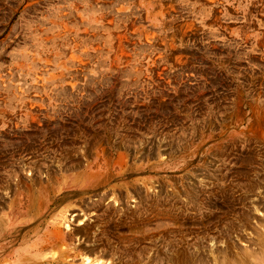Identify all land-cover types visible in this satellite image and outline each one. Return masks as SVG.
Instances as JSON below:
<instances>
[{"label":"rangeland","instance_id":"1","mask_svg":"<svg viewBox=\"0 0 264 264\" xmlns=\"http://www.w3.org/2000/svg\"><path fill=\"white\" fill-rule=\"evenodd\" d=\"M102 167L24 219L31 183ZM66 202L54 255L76 243L113 264H165L162 249L171 264H264V0H0L6 251ZM137 216L139 257L121 256L115 227ZM70 251L58 264L81 263Z\"/></svg>","mask_w":264,"mask_h":264},{"label":"bare ground","instance_id":"2","mask_svg":"<svg viewBox=\"0 0 264 264\" xmlns=\"http://www.w3.org/2000/svg\"><path fill=\"white\" fill-rule=\"evenodd\" d=\"M62 144H64V143H62ZM102 169H104V168L103 167L98 168L97 169L98 171L96 170L95 171L96 173H94L93 176H92V171H93L92 169H88V170H90L89 172H87L88 170L83 169L81 172L77 173L72 178L65 177L63 179H60L56 185H53V183H51L48 180L47 182H45L46 184L44 185L46 188H44L42 190L39 189L38 187H35L31 183V185H29L28 190L24 193L25 206L23 207L24 210L21 211L22 213H24L23 214L24 219L30 220V216L35 215L36 213L40 212L43 205H44V207L45 206L49 207V204L51 202L50 203L48 202V198H52L53 195H55L54 191H53L55 189L58 190L62 187H70V186L75 187L78 184H81V186H82L81 188L83 189V192H84V190H88L90 188V186L92 187L93 185L96 184L94 182L97 178L104 176L102 173H100ZM51 187L53 188V190L51 189ZM61 199H63V198H61ZM42 201H44V204L42 203ZM57 201H58V199L57 200L54 199L53 203L56 204V203H58ZM60 202H62V201H60ZM68 207H69V203H67V202L63 203V205L53 215V221L47 225L46 229L44 231H42V233L40 235L39 234L35 235V233H36L35 231L38 228L37 227L38 225H36L34 227H28L25 230L23 237L20 238V239H23V242L26 241L27 243H24V246L21 247L20 249L19 248L11 249L12 251H10V252L6 251V249L8 248V242L10 241L8 239V236L11 234V232L9 233L8 231L11 228L16 229V225L13 226L11 224V220L9 218H6L5 215L0 214V260H1L0 264H58V263H67V260H65V256H68L70 254V252H71L70 249H72V254H74V255H78L80 253L82 254L80 264H113L112 260L108 259V256H110L112 254V252H114V251L111 249H108L106 247H103V246H101V247L93 246V245L84 246L82 244L79 245V244L75 243V244H73L72 247H69L68 246L70 244L69 243L65 249L57 250L56 255L53 254V252L51 250H52V245L55 243L52 244V240H55L56 238L59 237V234L53 228L56 226L57 223H60V224L64 223V221H65L64 219H66L65 211L68 209ZM128 214H129L128 217H130V215L134 214V211L128 212ZM139 220H140V217L137 216L134 225L129 226L126 223H122V224H118L115 227L116 233H118L119 236H120V233L122 234V236L118 238L120 241V245H121V249H120V255L121 256L124 253L130 252V250H133L134 248L138 247V245L136 243L137 241H134V240H131L128 238L130 237L133 239V238L143 234L139 230L143 227L137 228V226H136V225H140ZM78 224H81V227L71 229V227H68V224L65 223L66 229L60 235L61 240L64 242L65 241L69 242L70 239L74 237V235L80 234L81 230L86 231V228H88V226H85L84 221H82L81 219L78 220ZM127 226L130 228H128ZM104 229H105L106 234L111 233V227L107 223L104 225ZM32 235H35V237L32 240H30V237ZM47 247H49V248L47 249ZM128 248H129V251H128ZM134 252L139 257L138 251L133 250V253ZM161 256H163V258L161 259V263L165 260V264H171L170 259L168 258L166 251L163 249H162ZM149 259L150 258H148V261H150V264H155L156 260L151 261V259L150 260ZM206 262H207L206 259L201 257L198 259L197 262L194 261L192 263L193 264H207ZM68 264H70V263H68Z\"/></svg>","mask_w":264,"mask_h":264}]
</instances>
